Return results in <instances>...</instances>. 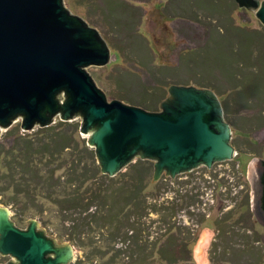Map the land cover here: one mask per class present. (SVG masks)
<instances>
[{
    "label": "rangeland",
    "instance_id": "rangeland-1",
    "mask_svg": "<svg viewBox=\"0 0 264 264\" xmlns=\"http://www.w3.org/2000/svg\"><path fill=\"white\" fill-rule=\"evenodd\" d=\"M106 1L108 3L105 0H63V5L71 15L96 29L110 48L112 58L108 64L85 68L109 102L120 100L161 112L160 104L167 99L171 86L200 88L203 83L211 91V87L219 86L225 96L234 97L228 103L232 104L235 114L230 118L224 114V118L232 127L231 143L237 155L213 164L210 169L201 165L178 174L174 180L163 172L157 181L161 182L159 201L164 203V210L156 213L150 210L143 217V236H149L153 241L174 226L173 232L181 239L191 232L197 240L193 245V240L189 241L196 264H264V212L257 209V205L261 206L264 187L256 161L264 160V113L260 114L261 118L259 116L264 105L261 108L256 106L259 100L264 101V25L257 18L256 11L240 8L235 0H216L223 4L219 14L209 9L205 12L191 9L194 14L181 16L175 0H123L125 8L113 7L109 11L105 4L110 6L113 1ZM64 96L62 93L61 104L65 101ZM218 98L222 105V96L218 95ZM235 98L240 103L252 98L250 101L256 110L245 109ZM53 120L46 127L59 121L78 123L79 130L74 138L80 144L86 141L88 146L91 134L81 132V117L64 121L57 114ZM233 123H239L243 130L246 128L249 137L237 134ZM22 124L23 118L19 117L8 128H0V140L12 128L20 129L21 135L33 139L45 128L35 126L25 131ZM9 146L11 148V144ZM93 150L101 169L96 150ZM140 159H134L123 169L127 175L121 179L133 178L132 166ZM146 161L150 169L143 179H151V190L155 183V162ZM71 162V150H66L53 164L48 155L44 167L37 163L42 170L60 165L62 169L57 171V176L65 175L62 179L65 181L64 178L72 174ZM6 165L3 162L1 167ZM20 177L16 175L17 181ZM220 179L222 184L218 183ZM86 185L94 189L91 183ZM99 186L95 185L96 188ZM6 193L0 195V206L9 209L11 220L20 227H26L29 218L37 220L49 237L71 246V264H125L126 260L122 258L119 262L112 261V253L104 255L110 245L108 231L95 227L94 217L89 220L90 225L84 224L86 214L81 210H67L62 214L48 198L40 202L41 209L29 206L31 208L25 211L21 205L18 208L2 202L5 196L13 197L16 190L10 189ZM60 193L63 196L62 191ZM246 196L251 202L250 209L241 208ZM21 198V195L17 197L20 201ZM149 204L153 202L149 201ZM165 213L169 217H164V220L168 219L163 221ZM93 214L94 208L89 211V215ZM188 227L192 231H188ZM8 259L9 256L0 254V260Z\"/></svg>",
    "mask_w": 264,
    "mask_h": 264
},
{
    "label": "water",
    "instance_id": "water-1",
    "mask_svg": "<svg viewBox=\"0 0 264 264\" xmlns=\"http://www.w3.org/2000/svg\"><path fill=\"white\" fill-rule=\"evenodd\" d=\"M235 1L256 11L264 25V0ZM111 58L97 30L71 15L63 0H0V128L19 117L25 131L52 124L57 114L64 121L81 117V132L91 134L88 146L96 150L103 174L114 177L142 158L155 162L153 182L163 172L174 180L237 155L216 93L171 86L161 112L109 102L85 68ZM41 229L35 219L18 228L0 206V254L18 264L70 263L71 246Z\"/></svg>",
    "mask_w": 264,
    "mask_h": 264
},
{
    "label": "trees",
    "instance_id": "trees-1",
    "mask_svg": "<svg viewBox=\"0 0 264 264\" xmlns=\"http://www.w3.org/2000/svg\"><path fill=\"white\" fill-rule=\"evenodd\" d=\"M111 1H113L112 5L105 4L107 11L114 9L113 7L125 8L123 0ZM132 1L130 0V2ZM175 1L177 5H180V8L175 6L181 16L182 14H194L191 9L197 12L199 10L205 12L209 9L219 14V9L223 5L216 0ZM105 2L108 3L106 0ZM183 6L188 10H185ZM200 88L210 89L205 83ZM211 89L216 91V95L222 96L225 117L230 118L235 112L232 111V104H229L228 101L234 97H231L230 94L225 96L219 86L211 87ZM235 99L239 102L237 98ZM250 99L252 98H246L239 104L243 105L245 109L256 110ZM263 105L264 101L259 100L256 106L261 108ZM263 113L264 109L259 112L260 118V114ZM238 124L233 125L236 133L249 137L246 128L243 130ZM42 129L41 132L35 134L36 137L33 139L27 138V135H21L20 129L12 128L4 134L3 140H0V195H6L10 189L16 190L13 197L5 196L3 201L1 200L2 202L8 205L13 204L15 207L21 205L20 208L26 211L31 207L41 209L40 202L42 199L48 198L59 207L62 214L67 210L71 212L81 210L83 214H86L84 221L82 220L84 224L90 225L89 220L94 217L95 227L101 230L107 229L110 245L104 255L112 253V261L119 262L122 258L126 260L125 264H196L189 241L193 240L191 242L193 245L197 240H194L191 232L188 237L181 239L177 233L173 232L176 229L173 226L160 237L156 239L153 237V241H150L151 237L143 236V217L150 210L154 213L164 210V203L159 201L162 195L161 182H155L150 190L151 179H143L145 172L150 169L146 159L141 161V158L132 166V179H121L127 175L125 172L114 177L105 175L97 165L94 150L87 146L86 141L83 140L80 144V141L74 138L79 130L78 123L59 121L55 125ZM10 144L11 148L7 147ZM81 145L82 149L79 150ZM66 150H71L72 162L69 169H72V174L70 177L64 178L65 181L62 180L65 175L57 176V171L62 169L60 165H51L47 170L38 167V163L45 166L47 155L52 164L59 161ZM3 162L7 164L6 167H1ZM18 174L21 176L19 181L16 179ZM219 181L220 184L221 179ZM88 183H91L94 189L87 187ZM96 184L100 186L96 188ZM196 194V196H200L198 193ZM20 195L24 201L17 199ZM149 201L153 204L148 205ZM244 202L241 208L250 209L249 196L244 198ZM93 208L94 214L89 215V211H93ZM164 217L169 216L167 213L162 216V220L166 221L168 218L164 220ZM133 219L135 220L132 222ZM187 230L192 231L189 227Z\"/></svg>",
    "mask_w": 264,
    "mask_h": 264
},
{
    "label": "flooded vegetation",
    "instance_id": "flooded-vegetation-1",
    "mask_svg": "<svg viewBox=\"0 0 264 264\" xmlns=\"http://www.w3.org/2000/svg\"><path fill=\"white\" fill-rule=\"evenodd\" d=\"M257 163H256L257 167H258L257 172H258V175H259L260 179H262V187H264V160L259 159V161H257ZM260 200H261V206L258 207V205H257V209L259 211L263 210V212H264V195H263L262 198L260 197ZM32 220H34V219L29 218L27 220L28 221L27 222L28 225L26 227H20L15 222H14V224L20 229H27L28 226L30 225V221H32ZM41 230H43V229H41ZM2 256L3 257H8V256H5V255H2ZM0 261H1L0 264H18V261L15 258H13L12 256H9V259L7 261H2V260H0ZM71 263L72 262H70L68 264H71Z\"/></svg>",
    "mask_w": 264,
    "mask_h": 264
},
{
    "label": "crops",
    "instance_id": "crops-1",
    "mask_svg": "<svg viewBox=\"0 0 264 264\" xmlns=\"http://www.w3.org/2000/svg\"><path fill=\"white\" fill-rule=\"evenodd\" d=\"M255 161V160H254ZM256 161H259V160H256Z\"/></svg>",
    "mask_w": 264,
    "mask_h": 264
}]
</instances>
